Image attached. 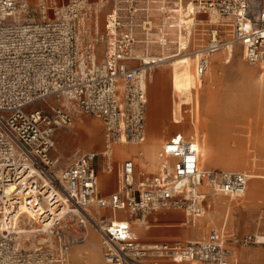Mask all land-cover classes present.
Returning <instances> with one entry per match:
<instances>
[{
	"label": "built area",
	"instance_id": "built-area-1",
	"mask_svg": "<svg viewBox=\"0 0 264 264\" xmlns=\"http://www.w3.org/2000/svg\"><path fill=\"white\" fill-rule=\"evenodd\" d=\"M112 1L102 28L98 14L109 0H40L35 8L29 0H0V264H70L71 248L90 230L101 238L106 264H237L223 230L212 229L200 241L145 245L132 225L160 211L202 218L204 183L216 194L242 198L248 174L201 170L197 140L181 133L162 145L152 175L139 170L143 151L116 165L113 146L145 144L150 69L166 61L142 59L137 44L146 51L152 44L165 47L170 30L179 31L187 43L183 53L196 54L201 81L210 56L228 44L241 45L244 60L264 68V0ZM212 13L231 21L233 38L216 35L194 53L190 20ZM82 113L104 124L105 150L77 154L57 175L54 134ZM98 160L106 174L118 173L108 196ZM261 238L230 242L264 245Z\"/></svg>",
	"mask_w": 264,
	"mask_h": 264
},
{
	"label": "rangeland",
	"instance_id": "rangeland-1",
	"mask_svg": "<svg viewBox=\"0 0 264 264\" xmlns=\"http://www.w3.org/2000/svg\"><path fill=\"white\" fill-rule=\"evenodd\" d=\"M39 1L30 0L31 8H35ZM58 1L62 3L66 0ZM154 16L159 19V15ZM104 20L103 12L102 24ZM201 20L204 22H200V26L195 27L192 32V52L205 47L213 35L226 42L233 38V27L229 25L231 21L228 18L212 19L208 15H200L197 21ZM179 37L185 42L184 36ZM184 48L176 47L175 54L186 55L183 53ZM139 54L138 51L137 55ZM170 54L175 55L172 51L166 52V56ZM168 65L169 62L162 63L150 69L147 86V139L139 150L146 153L147 148V158H154L157 151L159 153L163 140L167 141L181 133L186 138L194 137L200 144L204 140L201 144L204 155L202 170L244 171L251 175V181L246 198H228L214 193L205 185L202 190L208 194L206 212L195 221L194 226L188 225L189 218L183 212L152 213L147 217L148 221L156 216L179 215L180 221L172 219L176 224L186 222L181 230L176 231L178 234L174 235L178 238L182 235V241H198L212 229L223 230L237 264H264V245L241 246L230 242L233 237H264V68L246 62L243 47L239 44H235L231 50L225 48L213 53L209 58L208 72L202 81L194 72L187 73ZM189 85L194 89V97ZM154 89L156 101L152 102L150 98ZM156 112L157 134L154 142L149 128L150 120ZM104 134V124L86 113L80 114L72 126L60 127L54 134L55 148L51 152V160H58L55 173L59 175L77 154L103 151ZM147 143L149 146L145 147ZM137 154L134 155L138 156ZM156 161L157 158L155 163ZM138 167L147 175H152L157 170L146 158H141ZM103 177L105 175L101 176L104 181ZM101 191L103 195L110 192L102 186ZM137 231L143 235L141 228ZM90 232L88 242L72 250V264H105L100 250L101 238L96 232ZM154 237L170 236L157 232L147 239Z\"/></svg>",
	"mask_w": 264,
	"mask_h": 264
},
{
	"label": "crops",
	"instance_id": "crops-1",
	"mask_svg": "<svg viewBox=\"0 0 264 264\" xmlns=\"http://www.w3.org/2000/svg\"><path fill=\"white\" fill-rule=\"evenodd\" d=\"M93 1H97V0H93ZM112 7H113V1L112 0H109V2H107L106 3V5L99 11V14H98V18H99V22H100V25H101V27L102 28H104V24H105V22H106V16H107V14L112 10ZM104 12V14H105V20H104V24H102V22H101V15H102V13ZM202 16V15H201ZM139 37L140 38H142V35L139 33ZM152 45H156V44H152ZM152 45H150V47L148 48V54L149 55H152V56H161V52H160V50L158 49V48H156V47H153L152 48ZM186 45H187V43H186V41L184 42V41H182V39H181V45H180V47L181 48H183V47H186ZM157 46H159V45H157ZM191 46V45H190ZM154 48H156V49H154ZM172 48V47H171ZM171 48L169 49V50H167V52H170V51H172L173 52V54H175V48H176V45H175V48H172V50H171ZM232 48V47H231ZM231 48H229L230 50H231ZM141 50H145V46L143 45V44H137L136 45V54H137V52L139 51H141ZM171 55V54H170ZM138 62L137 61H129L128 62V64L130 65V66H134V65H136ZM177 70H179V69H177ZM187 73H191V72H194L195 73V71L194 70H191V71H186ZM188 84H189V82H187ZM196 83V82H195ZM189 87H190V91H191V95L194 97L195 96V94H194V89H193V87H191V85H189ZM156 92V89H154V92L152 93V95H151V98H150V100L152 101V102H155L156 101V98H155V96H154V93ZM149 112V110H148V108H147V105H146V116H147V113ZM174 114V113H173ZM200 146H201V144L200 143H198ZM147 145H148V143H147ZM146 145V146H147ZM145 146V147H146ZM144 147V148H145ZM129 148V149H128ZM162 148V147H161ZM201 148H202V146H201ZM203 150V149H202ZM138 151V149H136V148H131V147H118L117 148V150L115 151V157H114V161H115V164L116 165H119V164H121L123 161H125V160H127V159H131V158H134V157H136V156H133L134 154H136V152ZM139 151H143L142 149H140ZM88 152H98V151H88ZM117 152H120V155H121V158H118L117 156H116V153ZM147 153H148V149L146 148V153H145V155H146V158H147ZM157 153H158V151H157ZM156 153V154H157ZM130 156V157H129ZM132 156V157H131ZM156 156V155H155ZM154 156V157H155ZM128 157V158H127ZM120 159V160H119ZM121 159H123V160H121ZM150 159V158H149ZM96 167H97V170H98V176H99V180H100V184H101V186H102V188L104 189V190H109L110 192L108 193V194H106V195H103V196H108L109 194H111L112 192H114L115 190H116V188H117V183H118V173H117V171H114L113 172V174H111V175H108V174H106L104 171H103V163H102V161L101 160H98L97 161V163H96ZM202 167H203V165H202ZM216 168V167H215ZM226 171V170H225ZM102 175H105V177H103L104 178V181L101 179V176ZM115 175H117V178L115 179ZM112 190V191H111ZM203 192H205L204 190H202ZM206 193V192H205ZM229 198V197H228ZM104 214H106L107 216H111L112 215V213L110 212V211H105V212H103ZM116 217L117 218H124V217H126V215H124V214H122V213H118V214H116ZM187 217V216H186ZM154 218H164L165 220L166 219H169V220H167V221H165V224H159L160 222H158V221H154L153 222V218H151L148 222H149V225H150V230H148V231H146V230H143L142 229V231H143V235H140L139 233H138V229H139V227H137L136 228V226L137 225H135V224H133L132 225V230H133V232L136 234V232H137V234L139 235V238L140 239H138L137 238V236H136V239H137V242L138 243H140V244H145V245H154V244H174V243H177V242H188V241H182L181 240V238H182V235L180 236V238H178V237H175V236H172V237H166V238H160V237H154V238H150V239H145L144 238V234H145V232H150L152 229H154V227H158L157 229H160L161 227H177L176 225V222H173L174 220L172 219V218H177L178 220H179V218H181L179 215H163V216H156V217H154ZM188 218V217H187ZM180 221V220H179ZM196 221V220H195ZM195 221H191L190 219L189 220H187V222H188V225L189 224H192L193 226H194V223H195ZM182 225H183V223H182ZM174 229V228H173ZM90 234H91V232H89V234H88V237H87V240L85 241V242H83L82 244H79V245H77V246H75V247H73V248H71V250H70V253H69V258H70V264H72V259H71V253H72V250L74 249V248H76V247H78V246H83V245H85L87 242H88V240H89V238H90ZM208 234V233H207ZM206 234V235H207ZM206 235L204 236V237H206ZM203 237V238H204ZM202 238V239H203ZM141 239H145V240H141ZM201 239V240H202ZM189 241H191V240H189ZM198 241H200V240H198ZM100 250H101V254H102V259H103V262L105 263V261H104V258H103V252H102V248H100ZM86 260V259H85ZM85 262H87V261H85ZM162 263L163 264H176V263H174V262H172V261H167V260H165V261H162ZM106 264V263H105Z\"/></svg>",
	"mask_w": 264,
	"mask_h": 264
},
{
	"label": "bare ground",
	"instance_id": "bare-ground-1",
	"mask_svg": "<svg viewBox=\"0 0 264 264\" xmlns=\"http://www.w3.org/2000/svg\"><path fill=\"white\" fill-rule=\"evenodd\" d=\"M30 1V0H29ZM39 4V3H38ZM37 4V5H38ZM153 10L155 11L156 10V7H154L153 8ZM208 16H210L212 19L214 18V17H216V18H221L218 14H215V13H212V14H210V15H208ZM214 16V17H213ZM190 22L192 23V29H191V37H192V32H193V30H194V28L195 27H197V26H200V22L201 23H203L204 21L203 20H201V21H197V17H193V18H191V20H190ZM169 39H170V44H168L167 46H165V47H163V46H157V45H152V48L153 47H156V48H158L159 50H160V52H161V56L160 57H164L165 59H166V61L164 62V63H168L169 62V67H172L173 69H180V70H185V71H191V70H194L195 71V73H196V65H197V60H196V54H194L195 56H191V55H189V54H186V55H181V54H175V55H169V56H166V52H167V50H168V48H171V47H173V45H176V47H178V48H180V45H181V38L179 37V35H182L183 36V34L182 33H180L179 31H177V30H175V29H173V30H170V32H169ZM216 35H213V37H215ZM150 47V46H149ZM231 47H233L232 45H230V44H228V47H226L227 49H229V48H231ZM225 49V48H224ZM199 51V50H198ZM198 51H196V52H198ZM195 52V53H196ZM139 57H141L142 59H146V60H148V59H157V58H159V57H157V56H150L148 53H147V51H146V49L145 50H141L140 51V54H139ZM152 68V67H151ZM208 72V71H207ZM204 80V79H203ZM147 86H148V82H147ZM174 116V115H173ZM157 117H158V112H156V114L153 116V118L150 120V128H149V130H150V132H151V140L152 141H154L155 142V136H156V134H157V126H156V121H157ZM146 123H147V116H146ZM203 142H204V140H202ZM162 142H166L165 140H163ZM202 142V143H203ZM163 143V144H164ZM201 143V144H202ZM198 144V143H197ZM147 145V144H146ZM145 145V146H146ZM149 146V145H148ZM198 146H199V149H200V154H201V157H200V169L202 170V165H203V159H204V155H203V152H202V148H201V146L198 144ZM118 147H131V148H136V149H138L139 150V147L138 146H133V145H131V144H115L114 146H113V148H114V157H115V151L117 150V148ZM157 147V145L155 146V148ZM129 149V148H128ZM105 150V149H104ZM103 150V151H104ZM136 153H139V151H137ZM138 155V154H137ZM116 156L118 157V158H121V155H120V152H117L116 153ZM135 156V155H134ZM130 157V156H129ZM132 157V156H131ZM136 157H138V156H136ZM128 158V157H127ZM141 158H142V160L143 159H145L146 158V155H145V153H143L142 154V156L141 157H139L138 158V164H140V160H141ZM156 158H157V161H156V163H155V160H156ZM148 161H150L151 163H152V166L154 165L155 166V168H157V166H158V153L156 154V156L154 157V158H150V159H148V158H146ZM232 172H234V171H232ZM240 173H245L244 171L243 172H240ZM248 172H246V174H247ZM146 174V173H145ZM248 175L250 176V181H251V175L248 173ZM249 184H250V182H249ZM205 185H207V183H204L203 184V186H202V188L205 186ZM208 186V185H207ZM209 187V186H208ZM248 188H249V185H248ZM248 188H247V192L245 193V195L243 196L244 198H246L247 197V193H248ZM102 214V213H101ZM167 220H169V219H164V218H153V222L154 221H158V222H160L159 224H165V221H167ZM185 222V221H184ZM184 222H179L176 226L177 227H161L160 229H157L158 227H154V229H152L150 232H145V234H144V238L145 239H147L150 235H152V234H154V233H157V232H160L162 235H164V236H170V237H172V236H174V235H176V234H178V233H176V231L177 230H181L182 229V226H184V224H186V222L184 223ZM182 223H184L183 225H182ZM136 225L139 227V228H141V229H143V230H146V231H148V230H150V225H149V222H148V220H145V222H137L136 223ZM174 228V229H173ZM136 236H137V238L138 239H140L139 238V235L137 234V232H136ZM260 240H264V238H262V239H260ZM100 248H101V244H100Z\"/></svg>",
	"mask_w": 264,
	"mask_h": 264
}]
</instances>
